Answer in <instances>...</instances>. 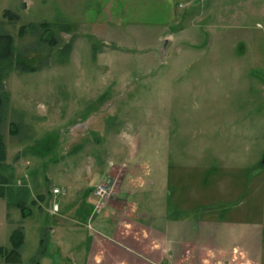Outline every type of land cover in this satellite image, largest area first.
Listing matches in <instances>:
<instances>
[{
    "label": "rangeland",
    "instance_id": "1",
    "mask_svg": "<svg viewBox=\"0 0 264 264\" xmlns=\"http://www.w3.org/2000/svg\"><path fill=\"white\" fill-rule=\"evenodd\" d=\"M262 75L264 0H0V247L25 234L0 264H79L117 191L98 168L130 165L135 134L148 182L157 151L182 174L208 138L211 164L262 183L264 99L241 87ZM91 180L110 192L83 224Z\"/></svg>",
    "mask_w": 264,
    "mask_h": 264
},
{
    "label": "crops",
    "instance_id": "2",
    "mask_svg": "<svg viewBox=\"0 0 264 264\" xmlns=\"http://www.w3.org/2000/svg\"><path fill=\"white\" fill-rule=\"evenodd\" d=\"M257 72L252 69L249 74L257 78ZM245 75L246 71L238 72L239 77ZM262 76L252 86H241L253 103L259 96L264 99ZM253 126L258 132L257 122ZM133 139V149L126 154L112 152L119 162L131 158L130 165L119 164L117 174L113 166L98 168L107 181L119 178L117 191L104 213L94 215L97 231L88 227L86 251L76 257L79 264H264V181L238 177L245 162L211 164L207 138V147L197 156L201 161L186 164L182 174H176L171 158L166 163L167 156L157 151L156 170L148 182L151 166L147 159L144 169L141 157L146 138L135 134ZM215 174L218 183L211 188L209 180ZM97 184L91 180L83 199L74 204L73 216L86 218L83 224L93 213Z\"/></svg>",
    "mask_w": 264,
    "mask_h": 264
},
{
    "label": "trees",
    "instance_id": "3",
    "mask_svg": "<svg viewBox=\"0 0 264 264\" xmlns=\"http://www.w3.org/2000/svg\"><path fill=\"white\" fill-rule=\"evenodd\" d=\"M7 48L9 49L8 51L5 49V53L6 51L8 53H10L11 49H12V45H11V41L7 42ZM7 54V53H6ZM0 151L3 153L2 149H0ZM1 196H5V192L4 190L2 192H0ZM11 239H12V243H13V248L11 249V251H3V248L0 247V252L2 254L5 255V260L8 262L10 260V258H12L13 255H15L17 258H19V251L18 249L20 248V246L24 243L25 241V234L24 232L21 230V228H16L12 235H11Z\"/></svg>",
    "mask_w": 264,
    "mask_h": 264
},
{
    "label": "built area",
    "instance_id": "4",
    "mask_svg": "<svg viewBox=\"0 0 264 264\" xmlns=\"http://www.w3.org/2000/svg\"><path fill=\"white\" fill-rule=\"evenodd\" d=\"M53 192L55 195H58L60 193L63 192L61 187H56L53 189ZM95 195L97 196V203H98V207H100V204H102V202L104 201V198L107 197V195L110 192V188L109 186H107V184H98L95 188Z\"/></svg>",
    "mask_w": 264,
    "mask_h": 264
},
{
    "label": "water",
    "instance_id": "5",
    "mask_svg": "<svg viewBox=\"0 0 264 264\" xmlns=\"http://www.w3.org/2000/svg\"><path fill=\"white\" fill-rule=\"evenodd\" d=\"M263 163H264V159H263Z\"/></svg>",
    "mask_w": 264,
    "mask_h": 264
}]
</instances>
